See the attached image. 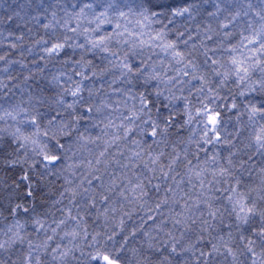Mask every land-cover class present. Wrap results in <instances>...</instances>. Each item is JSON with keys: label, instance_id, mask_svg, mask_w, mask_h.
<instances>
[{"label": "snow or ice", "instance_id": "1", "mask_svg": "<svg viewBox=\"0 0 264 264\" xmlns=\"http://www.w3.org/2000/svg\"><path fill=\"white\" fill-rule=\"evenodd\" d=\"M0 264H264V0H0Z\"/></svg>", "mask_w": 264, "mask_h": 264}]
</instances>
